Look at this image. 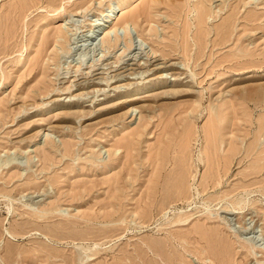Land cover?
I'll return each mask as SVG.
<instances>
[{
	"label": "rangeland",
	"instance_id": "obj_1",
	"mask_svg": "<svg viewBox=\"0 0 264 264\" xmlns=\"http://www.w3.org/2000/svg\"><path fill=\"white\" fill-rule=\"evenodd\" d=\"M260 87L264 0H0V264H264Z\"/></svg>",
	"mask_w": 264,
	"mask_h": 264
},
{
	"label": "bare ground",
	"instance_id": "obj_2",
	"mask_svg": "<svg viewBox=\"0 0 264 264\" xmlns=\"http://www.w3.org/2000/svg\"><path fill=\"white\" fill-rule=\"evenodd\" d=\"M203 2V1H202ZM112 3H110L109 4V6L107 7V8H105V9H103V11H104V14H102V16H107V15H109L110 16V10H111V8H112ZM131 13H133V12H131ZM201 15L202 14H200V17H201ZM208 15V14H207ZM202 17H203V15H202ZM135 19H137L136 18V16H135V14H127V15H124L122 18H121V21L123 22V23H127L129 20H135ZM197 20H199V19H197ZM202 22H203V20H201ZM94 27H96V26H94ZM92 28V27H91ZM91 31V30H90ZM95 31V30H94ZM90 35H92V34H90ZM106 42L108 43V44H112L111 42H110V40L109 39H107L106 40ZM187 56V55H186ZM179 69V68H178ZM145 85H143V87H144ZM253 89V88H252ZM254 90V89H253ZM256 91V95H254V94H252V95H254V96H258L259 98H260V95L262 96L263 94H264V90H263V88H259V89H257V88H255V90H254V92ZM245 93H247V92H245ZM251 93V92H250ZM250 93H248V94H250ZM247 95V94H246ZM242 96H245V94L244 95H242ZM249 97H251V94H250V96ZM264 96H262L261 98H263ZM244 99H245V97H243ZM247 98V97H246ZM252 98V97H251ZM259 98H256V100L257 99H259ZM252 100V99H251ZM260 100V99H259ZM129 110V109H128Z\"/></svg>",
	"mask_w": 264,
	"mask_h": 264
}]
</instances>
